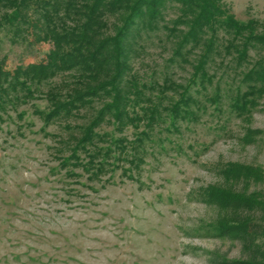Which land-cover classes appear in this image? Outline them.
Here are the masks:
<instances>
[{
	"label": "trees",
	"instance_id": "16d2710c",
	"mask_svg": "<svg viewBox=\"0 0 264 264\" xmlns=\"http://www.w3.org/2000/svg\"><path fill=\"white\" fill-rule=\"evenodd\" d=\"M1 32L14 44L51 43L57 65L8 68L0 59V120L40 92L48 106L36 113L45 126L90 107L89 122L67 125L63 141L70 151L63 164L81 165L89 179L139 168L147 143H162V131H179L210 106L223 113L227 102L244 117L264 94V22L239 19L224 0H0ZM156 44L167 53L162 62L148 59ZM187 67L178 80L176 69ZM219 173L220 182L202 190L219 211L209 231L238 240L244 253L220 262L264 264V189L251 190L261 169L226 162Z\"/></svg>",
	"mask_w": 264,
	"mask_h": 264
},
{
	"label": "rangeland",
	"instance_id": "374dc122",
	"mask_svg": "<svg viewBox=\"0 0 264 264\" xmlns=\"http://www.w3.org/2000/svg\"><path fill=\"white\" fill-rule=\"evenodd\" d=\"M224 2L239 19L264 22V0ZM0 37L8 68L57 65L51 43ZM148 51L150 62L167 56L159 44ZM176 70L180 81L189 76L190 67ZM42 93L10 105L0 120V264H222L220 255L244 257L241 242L209 231L219 211L202 190L220 182L226 162L260 168L262 181L251 190L264 189V94L244 117L227 102L223 113L210 106L179 131H162V143H147L139 168L89 179L81 165L63 164L70 153L63 141L72 133L66 126L77 129L94 110L83 107L45 126L36 113L48 106ZM134 132L124 131L129 138Z\"/></svg>",
	"mask_w": 264,
	"mask_h": 264
}]
</instances>
